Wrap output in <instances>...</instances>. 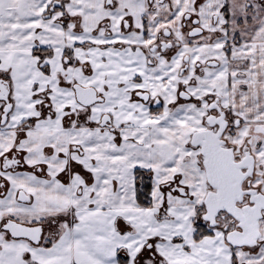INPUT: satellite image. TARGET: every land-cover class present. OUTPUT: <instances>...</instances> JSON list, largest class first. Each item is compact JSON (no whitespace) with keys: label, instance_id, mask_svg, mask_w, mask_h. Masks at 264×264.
<instances>
[{"label":"snow or ice","instance_id":"snow-or-ice-1","mask_svg":"<svg viewBox=\"0 0 264 264\" xmlns=\"http://www.w3.org/2000/svg\"><path fill=\"white\" fill-rule=\"evenodd\" d=\"M0 264H264V0H0Z\"/></svg>","mask_w":264,"mask_h":264}]
</instances>
